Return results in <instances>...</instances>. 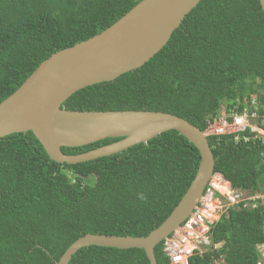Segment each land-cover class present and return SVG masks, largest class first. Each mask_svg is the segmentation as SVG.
<instances>
[{
	"label": "trees",
	"instance_id": "obj_1",
	"mask_svg": "<svg viewBox=\"0 0 264 264\" xmlns=\"http://www.w3.org/2000/svg\"><path fill=\"white\" fill-rule=\"evenodd\" d=\"M142 0H0V103L53 54L108 29ZM264 105V13L258 0H201L141 68L75 93L77 112L171 114L205 132L236 101ZM106 139L75 156L118 142ZM213 174L235 189L264 192V145L207 136ZM200 164L175 131L94 161L49 159L31 132L0 139V264H55L85 235L144 238L171 214ZM95 179L93 185L89 179ZM218 247L189 264H256L264 210L230 209L212 229ZM156 264H169L163 242ZM69 264H149L143 250L90 246Z\"/></svg>",
	"mask_w": 264,
	"mask_h": 264
},
{
	"label": "water",
	"instance_id": "obj_2",
	"mask_svg": "<svg viewBox=\"0 0 264 264\" xmlns=\"http://www.w3.org/2000/svg\"><path fill=\"white\" fill-rule=\"evenodd\" d=\"M201 0H142L100 34L61 50L0 103V139L31 132L49 159L76 165L109 157L175 131L199 152L200 164L186 193L169 217L144 238L85 235L76 240L55 264H69L77 251L90 246L143 250L156 264L154 248L172 235L192 214L214 176L215 161L207 136L187 121L150 111L77 112L63 104L75 93L141 68L169 41L185 16ZM264 13V0H258ZM106 139L118 142L69 156L75 149Z\"/></svg>",
	"mask_w": 264,
	"mask_h": 264
},
{
	"label": "built area",
	"instance_id": "obj_3",
	"mask_svg": "<svg viewBox=\"0 0 264 264\" xmlns=\"http://www.w3.org/2000/svg\"><path fill=\"white\" fill-rule=\"evenodd\" d=\"M241 105L236 101L232 109L223 107L220 115L209 123L215 126L214 132L206 136H231L238 145H264V105L256 99L242 109ZM214 177L185 223L163 241V253L169 264H189L191 257L215 250L218 246L212 241L211 231L228 210H264V192L235 189L223 177ZM256 252V264H264V242L256 247Z\"/></svg>",
	"mask_w": 264,
	"mask_h": 264
},
{
	"label": "rangeland",
	"instance_id": "obj_4",
	"mask_svg": "<svg viewBox=\"0 0 264 264\" xmlns=\"http://www.w3.org/2000/svg\"><path fill=\"white\" fill-rule=\"evenodd\" d=\"M214 130H215V126H209L208 129L204 133L207 135V133H212V132H214ZM214 180L215 181H218V178L217 177H214ZM94 182H95V179L94 178L93 179L91 178V179H89L88 184L93 185Z\"/></svg>",
	"mask_w": 264,
	"mask_h": 264
},
{
	"label": "bare ground",
	"instance_id": "obj_5",
	"mask_svg": "<svg viewBox=\"0 0 264 264\" xmlns=\"http://www.w3.org/2000/svg\"><path fill=\"white\" fill-rule=\"evenodd\" d=\"M204 133V132H203ZM205 134V133H204ZM205 136H206V134H205ZM213 180H214V178H213ZM215 183H218V181H215Z\"/></svg>",
	"mask_w": 264,
	"mask_h": 264
},
{
	"label": "clouds",
	"instance_id": "obj_6",
	"mask_svg": "<svg viewBox=\"0 0 264 264\" xmlns=\"http://www.w3.org/2000/svg\"><path fill=\"white\" fill-rule=\"evenodd\" d=\"M216 175H218V174H216ZM214 176H215V175H214ZM214 176H213V177H214ZM219 176H221V175H219ZM213 177H212V178H213ZM221 177H222V176H221Z\"/></svg>",
	"mask_w": 264,
	"mask_h": 264
}]
</instances>
